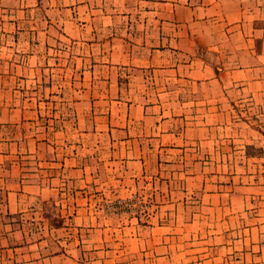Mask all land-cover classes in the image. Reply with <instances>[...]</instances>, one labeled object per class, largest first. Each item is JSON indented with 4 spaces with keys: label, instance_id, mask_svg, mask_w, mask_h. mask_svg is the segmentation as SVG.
Masks as SVG:
<instances>
[{
    "label": "crops",
    "instance_id": "1",
    "mask_svg": "<svg viewBox=\"0 0 264 264\" xmlns=\"http://www.w3.org/2000/svg\"><path fill=\"white\" fill-rule=\"evenodd\" d=\"M259 97L264 0H0V264H112L117 239L144 257L137 217L98 212L137 190L159 210L196 203L189 220L245 218L260 241L264 220L239 213L255 196L220 184L262 139L240 109Z\"/></svg>",
    "mask_w": 264,
    "mask_h": 264
},
{
    "label": "rangeland",
    "instance_id": "2",
    "mask_svg": "<svg viewBox=\"0 0 264 264\" xmlns=\"http://www.w3.org/2000/svg\"><path fill=\"white\" fill-rule=\"evenodd\" d=\"M44 82L42 84V90H34V92H45ZM57 82L50 86L57 88ZM41 88V86H40ZM47 91V89H46ZM57 100V99H54ZM245 102L247 104H245ZM240 109L247 115L243 117L247 123H245L246 128L250 132H254V135L260 137V142L256 145H250L246 147L247 155H242L237 157V160H232L224 162L227 165V172H223V177L220 184L225 186V190H231L234 187H241V192L247 191L248 195L252 194L255 196L251 202V209L245 210L243 208L239 209V213L249 217H259L264 220V98H252L244 100ZM243 120V121H244ZM247 124L250 126L248 127ZM254 130V131H253ZM249 134L251 138L254 136ZM260 144V145H259ZM229 163L236 164L234 169V176L230 172ZM222 168V167H221ZM212 178V177H211ZM210 178V181L212 179ZM216 178V177H215ZM216 183V182H215ZM238 191V190H237ZM161 195H151L150 193H145L141 190L131 192L127 196L124 195H113L105 198H100V209H98L99 214L105 217L108 221L113 223H118L124 221L123 218H134L139 219L140 227L143 228L147 236L146 242V255L144 257H138L137 253L130 251L127 256L122 254L120 250L123 249V243L121 239H117L113 242V250L118 256H114V263L112 264H264V255L259 252L261 245H264V236H260V232L264 234V223L263 230H255V236L258 235L260 241H252L250 239L245 240L244 230L246 228V219L242 225V228L236 227V225H231L229 220H227L226 225L219 220L218 214L213 210L205 211L200 217H196L195 220H189L190 212H197L198 208L196 203H193L190 208L186 211L181 209L178 210H159L155 207L158 205L157 200H161ZM110 204V208L108 205ZM112 206V208H111ZM186 211V213H185ZM249 211V213H245ZM168 212V217L161 220L159 214L156 217V213ZM238 214V213H237ZM238 214V224H242V216ZM167 216V215H164ZM130 218V220L132 219ZM141 220V221H140ZM252 222L254 221L251 219ZM250 220V221H251ZM162 221V227L158 228L156 232H161L162 240H153L151 236L153 235L154 229L153 225L159 224ZM152 227V228H151ZM230 228L231 231H236L238 238L233 242L232 249H229L226 244L223 247V242L229 239L227 229ZM238 230H243L241 233ZM131 233L137 231V224L134 227L129 228ZM247 237L250 236V232H247ZM171 236L176 237L175 239ZM165 237L167 239H165ZM233 238V235L231 236ZM262 239V241H261ZM170 245L172 249L181 250L182 253L178 252L177 255L171 257L167 253H161L159 257L156 258L149 255V250L151 248H158L160 252H168ZM255 245L257 257L253 258L251 256V249H247V246ZM126 246V244H125ZM253 247V246H252ZM131 250L132 244L129 245ZM229 249V250H228ZM93 251V250H92ZM233 251L239 253V257H233ZM148 253V254H147ZM254 253V252H253ZM259 254V255H258ZM169 255V256H168ZM104 260L105 257H100ZM240 262H237L239 261ZM140 261V262H139Z\"/></svg>",
    "mask_w": 264,
    "mask_h": 264
},
{
    "label": "built area",
    "instance_id": "3",
    "mask_svg": "<svg viewBox=\"0 0 264 264\" xmlns=\"http://www.w3.org/2000/svg\"><path fill=\"white\" fill-rule=\"evenodd\" d=\"M108 207L110 208V204L108 205ZM111 208H112V206H111Z\"/></svg>",
    "mask_w": 264,
    "mask_h": 264
}]
</instances>
